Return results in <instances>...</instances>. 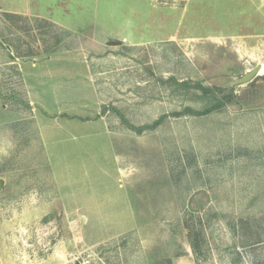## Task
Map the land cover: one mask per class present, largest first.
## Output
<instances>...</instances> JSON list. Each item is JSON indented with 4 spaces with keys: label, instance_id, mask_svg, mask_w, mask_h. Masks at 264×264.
Segmentation results:
<instances>
[{
    "label": "rangeland",
    "instance_id": "obj_1",
    "mask_svg": "<svg viewBox=\"0 0 264 264\" xmlns=\"http://www.w3.org/2000/svg\"><path fill=\"white\" fill-rule=\"evenodd\" d=\"M77 263L264 264V0H0V264Z\"/></svg>",
    "mask_w": 264,
    "mask_h": 264
},
{
    "label": "trees",
    "instance_id": "obj_2",
    "mask_svg": "<svg viewBox=\"0 0 264 264\" xmlns=\"http://www.w3.org/2000/svg\"><path fill=\"white\" fill-rule=\"evenodd\" d=\"M199 90L201 97L206 100L205 106L202 110H195L193 108H186L183 112L177 113V115H193V116H207L214 112H219L231 105L235 101V91L234 89H221V88H207L202 85H197L194 87ZM262 244L261 241H255L251 244L252 249H257Z\"/></svg>",
    "mask_w": 264,
    "mask_h": 264
},
{
    "label": "water",
    "instance_id": "obj_3",
    "mask_svg": "<svg viewBox=\"0 0 264 264\" xmlns=\"http://www.w3.org/2000/svg\"><path fill=\"white\" fill-rule=\"evenodd\" d=\"M261 71H262V67L257 66L252 72L244 75L241 79L233 82L232 87L241 86V85H245V84L252 82L257 76L260 75Z\"/></svg>",
    "mask_w": 264,
    "mask_h": 264
}]
</instances>
